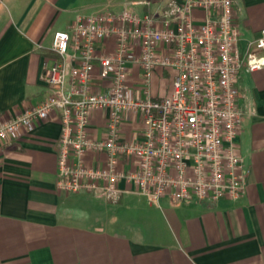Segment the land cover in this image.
<instances>
[{
  "label": "crops",
  "instance_id": "0c3cea01",
  "mask_svg": "<svg viewBox=\"0 0 264 264\" xmlns=\"http://www.w3.org/2000/svg\"><path fill=\"white\" fill-rule=\"evenodd\" d=\"M135 1L0 0V126L46 98L43 77L56 58V32L70 31L79 15L130 10L141 16L164 8L159 0L150 7ZM235 17L245 51L264 29V0H236ZM100 51L114 53V39ZM130 70L133 96L145 99L140 69ZM173 76L162 69L153 74L152 99L171 95ZM109 86L97 65L95 90ZM238 89L244 110L238 145L249 175L237 201L176 203L163 197L152 204L125 181L118 204L90 192H60L58 114L20 131L17 141L0 140V264H264V69L242 72ZM107 118V111L93 114V139L107 137ZM142 131L137 118L126 117L123 138H138ZM105 161L103 154L85 157L91 168Z\"/></svg>",
  "mask_w": 264,
  "mask_h": 264
},
{
  "label": "built area",
  "instance_id": "2783aa9c",
  "mask_svg": "<svg viewBox=\"0 0 264 264\" xmlns=\"http://www.w3.org/2000/svg\"><path fill=\"white\" fill-rule=\"evenodd\" d=\"M159 1L160 14L79 15L70 31L56 32V58L43 77L46 98L0 126V140L12 143L20 131L59 115L58 191L90 192L111 204L127 192L123 181L152 204L163 197L182 203L245 195L249 171L238 145L244 120L238 79L242 72L264 69V29L242 51L236 0ZM111 38L114 53L101 52ZM97 65L110 80L104 92L94 88ZM131 65L141 71L145 99L132 94ZM159 69L174 72L173 90L152 99L151 79ZM96 111L108 112L103 140L90 134ZM130 115L143 131L126 140L122 127ZM88 153L105 155L104 166L87 167Z\"/></svg>",
  "mask_w": 264,
  "mask_h": 264
}]
</instances>
